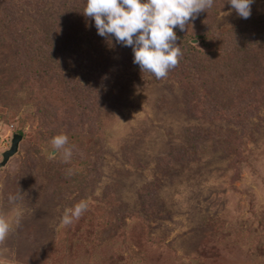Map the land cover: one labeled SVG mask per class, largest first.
<instances>
[{"label": "rangeland", "instance_id": "obj_1", "mask_svg": "<svg viewBox=\"0 0 264 264\" xmlns=\"http://www.w3.org/2000/svg\"><path fill=\"white\" fill-rule=\"evenodd\" d=\"M86 2L50 0L19 16L34 31H50L60 6L83 13ZM211 8L200 16L212 34L246 20L226 0ZM1 9L0 85L15 91L0 98V161L12 134L21 138L0 166V214L21 216L0 243V264H264V108L245 107L264 95L263 53L242 51L239 63L225 51L212 64V46L191 40L201 51L195 66L209 65L213 75L206 110L241 112L222 118L196 116L173 74L141 72L132 47L110 44L85 60L65 51L62 67L51 55L50 65L81 86L70 95L77 114L70 124L58 118L63 99L44 100L60 88L37 97L16 75ZM261 14L264 0H253L250 17ZM61 39L52 53L64 48ZM38 47L48 57L49 46ZM61 133L72 146L67 163L61 153L50 158ZM81 200L88 209L63 226L64 211Z\"/></svg>", "mask_w": 264, "mask_h": 264}, {"label": "trees", "instance_id": "obj_2", "mask_svg": "<svg viewBox=\"0 0 264 264\" xmlns=\"http://www.w3.org/2000/svg\"><path fill=\"white\" fill-rule=\"evenodd\" d=\"M48 1L50 0H36L35 2H30L28 0H26V2H24V0H0V5L2 14L9 15L8 40L11 42L12 46H15L14 70L16 75L19 73L22 77V81L30 84V92L37 97L40 93H44V91L46 92L54 87H58V91L60 88L59 97H57L58 95L53 96L52 94H46L44 100L56 104L57 100L63 99L64 104L62 105V112L58 113L62 116L58 118L71 124L77 121V114L74 111L75 107L70 104L72 99L70 95L75 91V88L81 91V86L79 82L74 81L67 74L60 71L58 66L60 65V67H62L61 65L64 63L62 55H65L66 51V53L76 55L78 59L85 60L92 54L96 55L99 49L117 42L114 36L110 38L100 36L97 32L94 19L86 17L84 13H80L77 4H72L69 9L60 6L59 9L56 10L54 19L50 21L51 23L49 22L52 27L50 31L48 27L45 28V30L38 27L39 30L36 29L34 31V28H30V26H27L23 22L19 14L25 10H31L35 6L43 7ZM212 10L213 9L210 8V12ZM203 13L201 12L200 14L202 15ZM200 14L198 15L199 17L186 26L184 31H181L178 27L174 29L177 35L176 43L180 46L183 55L180 58L178 66L169 71L187 92L186 94L189 97V101L187 99V105L190 107V111L192 110L195 112L196 116L207 114L208 110H206L203 100H206L207 96H210L208 87L210 83H212L213 78L211 77H213V75L210 70L207 69L210 68L209 65H206V69L204 68L205 64L202 63H200L201 65L198 63L197 66H195L201 51L191 42L192 39H195L205 46H212V49L207 52V54L210 55L209 58L212 59V64H216V61L221 59L225 51L232 53L229 54L231 59H236V62L238 61L239 63L244 61L242 59L240 60V53L242 51L245 53L246 51L248 53L256 51L257 53L254 54H256L257 57L260 53H263L260 54V56L263 55L264 57V14L249 17L242 23L235 24L228 29L213 34L209 32V29L206 27L207 18L202 19ZM4 20L5 19L2 18L3 22ZM49 35L50 38L45 39L48 38ZM57 35L63 36L64 39H61V43L64 48H57L56 51L52 53V50H50L52 47L51 43L58 41L56 40ZM0 43L5 45V39L1 38ZM39 43L49 46V49L47 48L48 57H44L43 54L39 53ZM1 45L2 44H0V46ZM60 51H62L63 54ZM58 52H60L59 55ZM54 54H56L57 58L55 59L53 57L54 60L52 59V63L58 66L55 65L53 67L50 65L51 60L49 56H53ZM249 68H252L250 64ZM10 84L13 83L11 82ZM259 89L263 91V88ZM9 90L14 94V87H11ZM9 90L3 89L2 85H0V98H7V96L5 97V93L7 94ZM74 95L76 96V94ZM235 95L238 97L237 94ZM263 96L258 95L252 98L254 100L247 103L245 107L263 109ZM208 113L214 117L219 116V118H222L229 115L231 117H237L241 112H236L235 114L227 112L224 109H218L211 112L208 111ZM58 118L54 115H48L47 119L48 122L54 123ZM20 132L21 130H19V133ZM80 169L84 171V167L81 166Z\"/></svg>", "mask_w": 264, "mask_h": 264}, {"label": "clouds", "instance_id": "obj_3", "mask_svg": "<svg viewBox=\"0 0 264 264\" xmlns=\"http://www.w3.org/2000/svg\"><path fill=\"white\" fill-rule=\"evenodd\" d=\"M238 16L248 19L253 0H226ZM214 0H87L84 15L94 19L97 32L105 38L115 37L117 43L132 47L134 63L141 72L152 73L156 79L166 78L169 71L178 66L183 52L177 45V27L184 31L201 12L207 11ZM225 15L230 14L224 13ZM54 158L62 154L63 162L72 158L69 137L64 134L54 136L51 141ZM72 174V169L68 170ZM10 195V201L19 199ZM87 200H81L72 208L66 209L61 218L65 227L79 220L88 209ZM21 213L9 218L0 214V243H3L13 228L18 226Z\"/></svg>", "mask_w": 264, "mask_h": 264}, {"label": "water", "instance_id": "obj_4", "mask_svg": "<svg viewBox=\"0 0 264 264\" xmlns=\"http://www.w3.org/2000/svg\"><path fill=\"white\" fill-rule=\"evenodd\" d=\"M20 138V134H12L9 147L1 152L0 166H2L6 162V160L16 152Z\"/></svg>", "mask_w": 264, "mask_h": 264}]
</instances>
